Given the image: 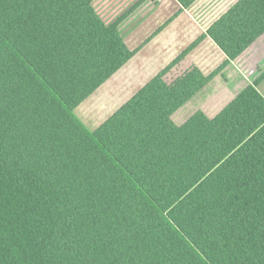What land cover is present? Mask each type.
Listing matches in <instances>:
<instances>
[{
    "label": "trees",
    "instance_id": "16d2710c",
    "mask_svg": "<svg viewBox=\"0 0 264 264\" xmlns=\"http://www.w3.org/2000/svg\"><path fill=\"white\" fill-rule=\"evenodd\" d=\"M92 1L0 0V264H264V75L176 125L215 72L162 77L202 35L90 130L74 110L135 54L118 25L143 0L109 25ZM206 34L221 69L264 34V0Z\"/></svg>",
    "mask_w": 264,
    "mask_h": 264
},
{
    "label": "crops",
    "instance_id": "0c3cea01",
    "mask_svg": "<svg viewBox=\"0 0 264 264\" xmlns=\"http://www.w3.org/2000/svg\"><path fill=\"white\" fill-rule=\"evenodd\" d=\"M138 1L139 0H93L92 7L104 24L109 25L126 13ZM237 1L238 0H196L189 7L183 8L178 0H143L118 25V30L126 46L130 50H137L135 54L103 84L112 81L116 90L120 91L119 95L129 100L144 85L164 70L183 50L202 35H205L202 41L163 75L162 80L166 84H171L194 67L199 69L205 76L215 72V75L209 82L218 74L222 77H226V72H229L227 69L231 67L232 71L228 74L234 71L235 74H245L240 69L244 64V59L241 60V57L247 55V51L264 34L237 58L231 60L221 69L219 68L226 61L227 57L210 36L206 34L207 29ZM208 83L200 91H202ZM235 96L236 95H234V97ZM191 99L172 114L171 120L176 125L183 124L193 114L192 113L180 124L174 121V115L185 108ZM125 102H123V104ZM115 111L101 123L109 118ZM75 114L77 116L76 112ZM77 117L84 123L79 116ZM99 125L94 128L86 126L90 130H95Z\"/></svg>",
    "mask_w": 264,
    "mask_h": 264
},
{
    "label": "rangeland",
    "instance_id": "374dc122",
    "mask_svg": "<svg viewBox=\"0 0 264 264\" xmlns=\"http://www.w3.org/2000/svg\"><path fill=\"white\" fill-rule=\"evenodd\" d=\"M250 49L247 55L241 57L244 64L240 69L245 74H235V71L228 74L232 67L227 69V78L218 74L185 108L174 115V121L180 124L197 110L204 111L210 118L214 117L234 95L237 96L263 76L264 35ZM255 87L264 96V79ZM119 94L113 82L108 81L81 103L75 112L88 127L94 128L127 100Z\"/></svg>",
    "mask_w": 264,
    "mask_h": 264
},
{
    "label": "built area",
    "instance_id": "2783aa9c",
    "mask_svg": "<svg viewBox=\"0 0 264 264\" xmlns=\"http://www.w3.org/2000/svg\"><path fill=\"white\" fill-rule=\"evenodd\" d=\"M252 72V71H251Z\"/></svg>",
    "mask_w": 264,
    "mask_h": 264
}]
</instances>
